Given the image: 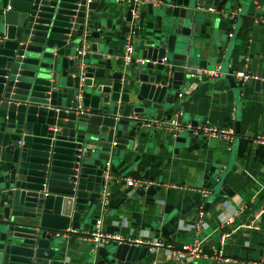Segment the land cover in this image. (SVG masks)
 I'll list each match as a JSON object with an SVG mask.
<instances>
[{"label": "water", "instance_id": "water-1", "mask_svg": "<svg viewBox=\"0 0 264 264\" xmlns=\"http://www.w3.org/2000/svg\"><path fill=\"white\" fill-rule=\"evenodd\" d=\"M123 2L0 0V153L8 155L0 264H149L144 246L93 245L81 235L95 222L104 174L112 176L124 162L142 116L177 108L171 105L180 87L206 75L198 70L208 66V45L193 34L214 19L199 0L147 2L146 11L165 15V24L145 43L146 61L135 73L118 67L95 82L85 65L103 58L99 29L109 28L116 14L130 19L132 4L120 11ZM225 2L218 0L217 12ZM222 64L221 74L233 80Z\"/></svg>", "mask_w": 264, "mask_h": 264}, {"label": "crops", "instance_id": "crops-1", "mask_svg": "<svg viewBox=\"0 0 264 264\" xmlns=\"http://www.w3.org/2000/svg\"><path fill=\"white\" fill-rule=\"evenodd\" d=\"M199 1L214 24L201 22L193 34L200 46L208 45L210 57L208 66L198 72L215 69L228 57L222 64L226 69H244L254 76L229 81L223 72L220 78L198 75V84L178 90L180 97L171 105L177 108L148 111L142 119L167 118L179 111L182 122L215 125L230 131L232 137L188 133L182 141L170 143L167 139L172 135L167 129L135 126L124 162L109 177L107 201L102 205L98 199L94 215L101 217L105 232L157 237L175 246L197 240L205 253L174 260L158 248L144 259L149 264H264V210L256 216V228L241 225L264 205V145L255 141L264 135V0H226L219 12L218 0ZM126 4L118 5L120 11ZM208 6L214 7V14L206 11ZM235 9L238 15L232 17L230 12ZM164 19L162 13H148L142 5L134 22L116 14L109 28L99 29L104 42L97 46L103 58L89 59L85 65L93 71L94 81L118 67L135 73L139 63L124 65L121 60L125 38L132 35L133 54L141 56L145 43L163 28ZM7 158L0 153V185ZM126 177L147 184L138 192L139 186L124 183ZM147 186L152 187L148 193ZM200 189L206 191L204 195ZM198 209L202 213L197 225Z\"/></svg>", "mask_w": 264, "mask_h": 264}, {"label": "built area", "instance_id": "built-area-1", "mask_svg": "<svg viewBox=\"0 0 264 264\" xmlns=\"http://www.w3.org/2000/svg\"><path fill=\"white\" fill-rule=\"evenodd\" d=\"M126 3L132 4V7L130 8V22H134V20L138 17V13L140 10V7L147 2H150L152 4H157V0H124ZM206 10H208L210 13H215V10L212 6L206 7ZM230 15L232 17H236L238 15V9H235L230 12ZM84 50V47H81L78 52H82ZM121 60L124 65L129 64H141L146 61V58L136 56L133 54L132 49V35L129 34L123 43V49L121 52ZM203 73L206 74L209 77H217L221 74L219 71V66L215 69L211 70H203ZM232 75L236 78L240 79H247L249 76H254L250 74L248 71L244 69L236 70L232 72ZM178 96L180 97V93H178ZM179 111H176V113L167 118H147V119H141L140 124L143 125L146 128H158V129H167L172 136H176L178 134H181L183 132H187L191 135L195 136H202V137H211V138H224V139H230L232 137V133L228 131L227 129H223L221 127H217L215 125H193L191 122H182L179 120ZM255 141L260 144L264 145V135L255 137ZM109 177L107 173L104 174V181L99 189V201L104 205L108 198V191H107V185L109 182ZM146 181L141 179H134L131 177L124 178V183L129 186H142L146 185ZM200 192L202 195L205 194L204 189H200ZM264 210V205L260 206L255 213L251 215L248 221L241 223V225L245 226H251L256 228V216L259 212ZM202 210L198 209L197 211V225L200 222L199 216L201 215ZM103 223L101 217L96 218L94 224L89 230H86L84 235H81V237L88 242H91L93 245H99V244H119V243H127V244H133L137 246H144L150 251H156L158 248H162L165 251H167V254L171 259L174 260H180L184 258H195L199 255H204L205 253L203 250L198 247L197 240H194L191 244H184L181 246H175L171 243L164 242L162 239L154 237V238H146V237H133L130 238L125 235H119L117 233H110L105 232L102 228ZM223 237V235L220 236V239ZM217 256V255H216ZM224 261H228L229 257H222ZM151 264H156L155 262H151Z\"/></svg>", "mask_w": 264, "mask_h": 264}, {"label": "rangeland", "instance_id": "rangeland-1", "mask_svg": "<svg viewBox=\"0 0 264 264\" xmlns=\"http://www.w3.org/2000/svg\"><path fill=\"white\" fill-rule=\"evenodd\" d=\"M206 11H207V10H206ZM207 12H208L209 14H211V15L214 14V13H210L209 11H207ZM205 76H206V77H209V76H207V75H205ZM209 78H220V77H216V76H215V77H209Z\"/></svg>", "mask_w": 264, "mask_h": 264}, {"label": "clouds", "instance_id": "clouds-1", "mask_svg": "<svg viewBox=\"0 0 264 264\" xmlns=\"http://www.w3.org/2000/svg\"><path fill=\"white\" fill-rule=\"evenodd\" d=\"M214 8V7H213Z\"/></svg>", "mask_w": 264, "mask_h": 264}]
</instances>
